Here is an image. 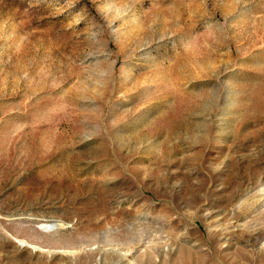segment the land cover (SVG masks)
I'll list each match as a JSON object with an SVG mask.
<instances>
[{
  "label": "rangeland",
  "instance_id": "obj_1",
  "mask_svg": "<svg viewBox=\"0 0 264 264\" xmlns=\"http://www.w3.org/2000/svg\"><path fill=\"white\" fill-rule=\"evenodd\" d=\"M0 264H264V0H0Z\"/></svg>",
  "mask_w": 264,
  "mask_h": 264
},
{
  "label": "bare ground",
  "instance_id": "obj_2",
  "mask_svg": "<svg viewBox=\"0 0 264 264\" xmlns=\"http://www.w3.org/2000/svg\"><path fill=\"white\" fill-rule=\"evenodd\" d=\"M57 228H59V225L58 224H47L45 225L42 229L45 231V232H50V231H53V230H56Z\"/></svg>",
  "mask_w": 264,
  "mask_h": 264
}]
</instances>
